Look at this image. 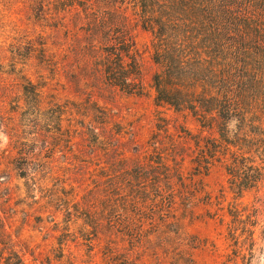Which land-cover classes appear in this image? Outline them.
<instances>
[{"label": "rangeland", "instance_id": "1", "mask_svg": "<svg viewBox=\"0 0 264 264\" xmlns=\"http://www.w3.org/2000/svg\"><path fill=\"white\" fill-rule=\"evenodd\" d=\"M98 1L0 0V218L13 247L24 264H98L97 255L86 253L90 229L81 235L82 220L74 216L104 206L106 193L90 189L93 180L122 175L135 182L138 170L150 192H187L188 199L175 196L164 209L181 219L189 264H226L231 258L229 264H264V192L249 190L239 198L244 223H235L233 231L243 232L244 256L234 259L236 241L228 235L232 192H223L221 207L215 204L218 189H227L223 164L196 173L188 133L196 122L154 103L147 31L137 25L132 30L140 69L132 80L141 92L105 80L97 65L101 51L86 44L91 20L101 13ZM126 13L133 16L129 8ZM161 139L182 146L181 174L172 155L156 162L152 145ZM157 177L168 183L151 187ZM158 194L152 198L161 205ZM252 202L251 245L246 229L254 219Z\"/></svg>", "mask_w": 264, "mask_h": 264}, {"label": "trees", "instance_id": "2", "mask_svg": "<svg viewBox=\"0 0 264 264\" xmlns=\"http://www.w3.org/2000/svg\"><path fill=\"white\" fill-rule=\"evenodd\" d=\"M97 8L101 13L91 20L87 50L101 51L99 69L122 91L141 92L140 84L132 80L140 74L132 30L137 25L148 32L155 64L150 76L153 101L184 111L196 122L195 131L188 132L196 173H205L215 162L223 164L228 183L227 189L217 191L216 209L223 192H232L228 235L236 241L233 258L238 253L244 256L243 232L233 231L235 223H244L245 204L239 198L249 190L264 192V0H99ZM152 151L161 164L168 155L178 158L174 165L181 174L183 152L178 142L161 139ZM141 173L134 171L135 182L122 175L91 182L90 189L106 194L100 200L103 207L79 210L74 216L82 220L81 235L90 229L86 253L97 255L98 264H189L181 219L164 209L171 207L175 196L188 199L187 192H150ZM166 183L157 177L150 186L156 189ZM157 194L161 205L152 198ZM251 205L254 219L246 235L252 245L257 207ZM0 254L3 264H24L1 218Z\"/></svg>", "mask_w": 264, "mask_h": 264}]
</instances>
